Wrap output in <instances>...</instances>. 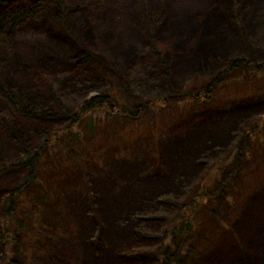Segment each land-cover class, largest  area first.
I'll return each mask as SVG.
<instances>
[{"label": "rangeland", "instance_id": "374dc122", "mask_svg": "<svg viewBox=\"0 0 264 264\" xmlns=\"http://www.w3.org/2000/svg\"><path fill=\"white\" fill-rule=\"evenodd\" d=\"M21 1L20 4L38 0ZM50 2L37 22L28 23L36 24L33 32L11 40L15 42L16 50L14 46L11 48L17 55L9 56V43L0 46V57L16 58L12 70H16L17 65L23 69L31 63L29 67L35 68L41 59L59 58L58 69L65 76L46 75L55 79V92L62 105L73 111L77 109L79 121L64 115L52 122L23 120L20 125L26 132H9L8 139L0 140L7 141L0 152L4 168L10 165L8 160L15 162L21 156L25 148L20 147L38 146L39 141H48L43 149L48 160L42 157L40 177L43 186L49 184L43 195L46 202L42 212L37 210L41 205L33 203L42 197L35 188L28 187L18 201L22 205L20 211L30 217L25 224L29 237L26 233L20 234L18 237H22L24 246L19 247L2 242L0 233V242L4 245L3 248L0 245V263L5 255L11 253V257L16 258L19 252L28 255L24 264H40L39 260L42 264H157L156 256L161 251L188 264H254L253 259L264 252V101L259 103L264 100L261 96L264 95V0H231V5L230 0L169 1L174 11L171 18L179 20L177 15L186 13L188 21L190 17L193 19L192 23L172 28L174 24L168 21L169 28L156 33L154 44L160 43L166 49L172 45V54L193 40L187 30L191 25L196 31L203 25L214 24V27L222 26L219 33L224 39L223 47L232 48L217 53L210 60L214 64L203 71H189L190 66L186 64L177 67L171 80L162 76L158 60L149 54L152 50L141 27L143 20L126 22L128 27L120 33L121 30L107 27L92 17L95 7L82 10L84 6L80 10H68L71 23L65 28L82 46L101 55L107 62L109 74L94 68L87 73L81 71L79 79L76 78L69 62L79 52L69 50L70 45H60L66 42V37L62 25L46 14L57 10ZM153 2L140 0L141 5L151 11L158 5ZM132 4L125 8L134 10ZM207 9L225 14L219 20L208 15ZM230 19L235 25L227 23ZM25 53L30 57L35 54L34 60L27 63ZM232 56L244 60L246 68L228 69ZM41 67H46L45 63L40 64ZM90 67L91 64L86 65L87 69ZM36 76L40 84L33 83V89L40 85L44 88L40 73ZM66 79H70L74 87L60 84ZM29 80L34 82L36 77ZM23 85L26 87L24 81ZM205 86H213V92L207 93ZM193 87L201 90L191 97L189 89ZM38 91L43 92L25 95L29 100L38 99L42 106L47 102L51 113L59 114V106L52 109L49 92ZM101 95H107V104L112 103L113 109L105 104H94L93 109L84 105L86 100L92 101ZM133 101L147 108L146 111L135 110L133 114L138 113V116L129 119L125 117L126 109L130 108L127 102ZM256 111L259 112L254 113ZM42 126L47 134L39 137L37 128ZM9 141L27 142L15 148ZM59 141H65L67 147L60 146ZM233 155L235 161L219 171V167L233 161ZM1 169L0 191L4 193L0 196V221L10 193L29 175L28 169ZM151 186L168 193L164 195H169L170 200H158L159 208L151 206L139 217L140 207L148 202L154 205L157 201V194L149 191ZM127 192L130 196L125 194ZM176 192L181 195L172 196ZM93 194L94 217L88 213V201ZM127 205L138 207L135 211L126 210ZM162 205L170 209L161 208ZM24 206L26 211L32 212L27 214ZM187 207L192 208L187 210ZM17 213L14 226L21 222V214ZM138 217L151 223L162 222L159 228H142L148 233L156 232L147 243L116 248L134 251L140 258H117L116 250L111 258L103 255L109 244L103 242L101 236L108 222L114 219L124 223ZM176 217L171 224L170 220ZM179 223L189 227L186 244L177 250L180 232L174 228L180 230ZM108 227L111 231V226ZM40 228L47 231L42 234ZM166 228L173 241L164 249L160 246ZM144 237L145 233L141 238ZM211 253L217 256L204 263ZM146 258L150 259L149 263H145Z\"/></svg>", "mask_w": 264, "mask_h": 264}, {"label": "trees", "instance_id": "16d2710c", "mask_svg": "<svg viewBox=\"0 0 264 264\" xmlns=\"http://www.w3.org/2000/svg\"><path fill=\"white\" fill-rule=\"evenodd\" d=\"M66 1L67 0H51L50 2V4L52 3V5H54L57 8L56 10L57 17L64 27L65 26L69 27L71 23L70 17L68 15V10L70 8H77L80 10L83 6L84 7L82 8V10L85 8L89 9L90 7L91 8L95 7L94 10L92 11L93 13L92 17L97 22L107 25V27L108 25H110L109 27L113 28L114 30H121L120 33L123 30H125V27H128L126 22L130 21L131 23H133L134 20H139V21L143 20L144 23L141 27L142 30L146 32L144 36L151 45L150 47L152 50V52H149V54H151L152 56L154 55L153 57L156 58L155 60L156 61L158 60L157 62L159 66L162 68L161 74L162 76H165L168 80L172 79L173 73L175 72V69L177 67L181 68L183 65L186 64L187 66H190L189 71H195V70L203 71L207 69L209 66L214 64L213 61L210 60L213 57H215L217 53H220L223 50L226 51L228 49H232V48L223 47L224 39H221V35L219 33L220 30L222 29V26L214 27V24H211L210 26L203 25V27L198 29L199 31L198 30L195 31V27L191 25L189 28H187V30L189 31L188 33H190V37L193 38V40L183 45L179 50L173 51L172 54L170 53V51L172 50V45L168 49H166L165 47L163 48L160 43H158V45L154 44L157 35L156 33H158L159 31L163 32L166 28H169L167 27L168 21L177 22L180 20V21H187L188 23H192L191 21L193 19L190 17L188 21V16H186V13H180V15H177V18L175 17L176 19L179 20H175L171 18L172 12L174 11H172V6H169L168 3L169 1L173 3V0L154 1L158 5L155 6V9L153 11L149 10L148 6L141 5L140 0H69V3H67ZM20 2L22 1L0 0V46L1 45L6 46L9 45L10 43L9 45L10 47L8 49L10 52L9 54L10 57L13 54L17 55V52L13 51V49L11 48V46H14L16 50L15 42L11 40L14 37H16L19 32H20L19 34L20 36L24 32V29L28 28L31 24H33L31 23L30 25H28V23L37 22L36 20L40 17V15L44 13L46 10H48L47 8L49 5V3L41 0H38L34 3H32L31 1V3H26V4H20ZM25 2H29V1H25ZM133 2L136 3L132 4ZM149 2H153V1L149 0ZM104 3L107 5L105 6ZM129 3L133 5L134 10L125 8V5H128ZM153 3L151 4V6H153ZM213 3L215 5H218L219 1H214ZM22 5H24L25 7H22ZM230 5H231V0H230ZM230 5H228L229 8H231ZM211 6L214 5L211 4ZM206 12L208 15H214L219 20L223 18L225 14L223 11L214 12L212 9H207ZM232 12H234L233 8H232ZM125 16H127V18H125ZM232 16L231 18L233 19ZM145 17L147 18V20H145ZM192 17H196V16H192ZM227 23L233 25L234 21L230 19V21H228ZM62 32L64 33L66 40L72 39L74 41V43L76 44V48L78 49L79 52L76 58L72 57L73 59H71V62L73 63L69 62L70 66L76 72V78L79 79V73L81 71L84 70V73H87L89 71H92L94 68L97 69L98 65L104 62L101 55H96L94 54V52L89 51L85 46H82V44L78 40L72 37L71 32H69L66 28L65 29L62 28ZM179 32L181 31L179 30ZM170 40L171 38L169 37L168 41ZM177 40H179V38H177ZM229 46L232 45L230 44ZM34 55L35 54H31L30 57V54L25 53V56H27L29 59L27 63H29L30 60H34L33 57ZM54 58L55 57H53V59ZM145 58L146 57H144V59ZM15 59L7 60L4 57L0 60L4 62V63H0V102L2 103V107L0 108V140H2V138H6L8 133L14 131L15 128L21 129L24 132L25 128H23V126L20 125L23 120H26L29 123H30L29 120L52 122L56 120L58 117L64 115V116H69L66 118H72L73 120L75 119L74 121H79L77 109L73 111L67 105L65 106L62 105L61 98L55 92L56 90L54 84L55 79L52 80L49 76L46 75L49 74V72L45 67L39 68L42 62L38 63L35 68L29 67L32 64L31 63L22 70L20 69L12 70ZM229 61L230 63L228 69L231 68V70H238V69L246 68L245 62L243 63L244 60H242L240 57L232 56V58ZM58 62H59V58H58ZM87 64H91V67L89 69L86 68ZM30 71L33 72V74L30 73ZM29 73L30 76H28ZM36 73H40V76L42 77L45 84L44 88H40L41 87L40 85L39 87L33 89V83H36L37 85L40 84L37 79ZM185 73H187V71H185ZM50 76L54 77L52 75ZM30 77H36V81L34 82L30 81L29 80ZM20 79L24 81L26 87L24 85L22 86V81H20ZM76 82H81V81H76ZM83 83L85 84V82ZM209 87L210 88H207V90L209 89L207 93L212 92L210 89H212L213 86H209ZM22 88L24 89V91L22 90ZM38 89H44L49 92L50 104L53 105L52 109L55 110L56 108L54 106H59L60 107V109H58L59 114L58 113L52 114L50 109L47 107L48 106L47 102H45L42 106L41 104L42 102H40L38 99L35 101L27 99L25 95L26 93L30 94L32 92L33 93L39 92L41 95L43 91H38ZM200 90H196L194 87L190 88L189 96L193 94L197 96V92H199ZM106 98L107 95H101L93 99L92 101H89L88 99L84 102V105L88 104L87 107L90 109L92 107L93 109L94 104L96 106H102L103 104H105L109 108L113 109L112 103L107 104ZM98 101L99 104L97 103ZM127 104H129L130 108L126 109L127 113H125V117L129 119H133V118L135 119L138 116V113L133 114L135 110L146 111L147 108V105H141L140 102L133 101V102H127ZM120 106H123V104ZM121 108L125 112V106ZM70 112H72L71 115ZM113 122L115 123V120H113ZM37 131H39L38 133L39 137L42 136L43 133L47 134L43 126L38 127ZM10 137H13V134ZM43 141H39L38 146L37 144L36 146H31L30 144V146L27 145V147H20V148H25L21 156L15 162H13L14 159L8 160L7 163L10 165H7L6 168H4L5 162L4 161L1 162L0 160V167L2 168L1 170L20 169V168L29 170V175L26 181L24 183H20L19 185H16L14 191L10 193V197L7 198L6 200V209L0 221V233H1L2 242L7 241V243L16 244L15 243L16 240L14 241V239L16 237L17 239H21L22 237L20 236L21 237L20 238L18 236L20 234L26 233L25 224L30 221V217L24 216L23 214L25 213H22L20 211L22 205H19L18 201H21V199H17V197L23 192L24 189L25 191L23 193L26 192L28 187H32L38 190V192L40 193V195H42V197L36 201L33 200L34 201L33 203L36 205L39 204L41 205V207L37 208V210H41V212L44 210V205L46 201H44L43 195L47 192L49 184L46 187L43 186L40 177V172L42 170V165H43L42 157H45L46 161L48 160L46 156V152H44L43 150L44 146L47 144L46 142L48 141L46 140ZM5 142L7 141L0 142V152L3 150L2 145L5 146ZM21 142H27V141H9V143L12 144V146L15 148L17 146H24L21 145ZM58 144L60 146L67 147L65 141H59ZM5 149L6 148L4 147V150ZM69 152L73 153V151L70 150ZM235 152L237 151L235 150ZM57 160L60 159L57 158ZM234 161L235 159L233 155V161H229L225 163L224 165H222V168L219 167V171L220 169L221 171H223L227 165H229ZM30 182L32 183L29 184ZM37 182H40L39 183L40 185L36 187L35 185L37 184ZM46 183H50V181H47ZM93 199H94V194L92 199L90 197L88 201L90 205L88 213L91 214L92 217H94V214L96 212L94 210L95 208L93 207L94 206ZM187 208L186 209L189 210L192 207H187ZM24 209L25 211L28 210L26 209L25 206ZM17 211L21 214L20 215L21 222L19 220L20 222L19 225L14 226V223H16V220L18 219L17 216H19ZM26 212L27 214H29V212L32 211H26ZM176 220L177 217L175 219H171L170 220L171 224H173ZM2 224H4L5 226H2ZM179 226H181L180 230H176L177 227L175 228L173 227L174 230L179 232L183 230L188 231L187 228L189 227V225H185L184 223L183 224L179 223ZM8 227L10 229H8ZM141 232L145 233L146 237L144 238L150 239V237L152 236V235H147L148 233L146 231L140 230V232L138 231L135 233L134 236L135 240H138L136 238H141L142 236H144V233ZM165 237L168 238L166 231L164 232V241H165ZM9 239L10 241L8 242ZM2 242H0L1 248L4 247ZM20 245L24 246L23 243H19L18 246L20 247ZM117 248H121V247H117ZM160 248H163V246H161ZM165 248L166 247L164 246V249ZM105 250H109V249L107 248ZM114 254L116 255L117 258L118 257H124V258L127 257L131 259L140 258V255L134 253V251H125L123 249L116 250ZM161 254L163 255V259H166L167 253L165 254V252H163ZM26 256L28 255L25 253H23L22 255L21 253L18 252L16 258H13L11 257V253H9L7 256L5 255L1 259L0 264H24L26 262V260L24 259ZM64 264H68V263H64ZM259 264H264V256H262Z\"/></svg>", "mask_w": 264, "mask_h": 264}, {"label": "bare ground", "instance_id": "6f19581e", "mask_svg": "<svg viewBox=\"0 0 264 264\" xmlns=\"http://www.w3.org/2000/svg\"><path fill=\"white\" fill-rule=\"evenodd\" d=\"M49 0H45L44 2H47L48 3ZM26 3H29V2H25V3H22V4H26ZM22 7H25L24 5H22ZM47 15H50L51 18H53L56 22L60 23L63 27V29L65 28L63 26V24L59 21L58 17H57V11H54V14L53 12L50 13V11L48 13H46ZM172 24H174L172 26V28L176 27V26H189L188 22L187 21H177V22H171ZM59 44V43H58ZM67 46V45H70V48L69 50H72V51H75L74 53L78 52V49L76 48V44L74 43V41L72 39L70 40H66V42H62L60 43V45H63L64 46ZM67 44V45H66ZM68 47H63V49H66ZM81 53V52H80ZM35 58V57H34ZM76 58V57H74ZM2 58L0 57V60ZM46 60V58L44 59H41L37 62L40 63L42 62V64L45 63V68L47 69V71L49 72L50 75L54 76V77H63L65 76L59 69H58V58H54L52 59L51 61H44ZM48 61V62H47ZM47 62V63H46ZM0 63H4L2 61H0ZM17 67V66H16ZM17 69H20L19 67H17ZM16 69V70H17ZM97 69L100 71V72H103V73H107L109 74V68H108V65H107V62L104 61L102 63H100L97 67ZM22 70V69H20ZM60 84H63L64 87L66 88H69L71 86V80L70 79H66V80H63V81H60ZM72 87L73 84H72ZM261 96H264V95H261ZM264 100H259V103H262ZM253 107V106H252ZM252 107H248L249 109H251ZM260 111V110H259ZM259 111H256L254 113H257ZM253 113V114H254ZM13 132V131H12ZM11 132V133H12ZM14 133H24L23 130L21 129H18V128H15L14 129ZM149 191L151 194H157V201L154 205H151L149 202L147 205L143 206V207H140V210L138 212V215L139 217L142 216L141 214L145 211V210H148L150 209L151 206H155L157 207L159 204L161 203H158V200H162L167 202L168 200H170V197H168L169 195H164V194H168L166 192H163V190H159V191H156L152 188V186L149 188ZM3 191H0V196L3 195ZM23 194L24 193H21L17 199H21L23 197ZM126 195H129V193H125ZM181 195L180 192H176L175 194H172V196H175V197H179ZM130 196V195H129ZM146 198V197H144ZM148 199V198H147ZM138 206H131V205H127V209L131 208L133 211H135V209H137ZM159 208V207H157ZM161 208H168L170 209L169 207H165V206H161ZM134 218L132 221L127 220L125 221L124 223H121V222H118L116 220H112L110 222H108V225H107V228L106 230L104 231V234L103 236H101L102 238V241L109 244V247L108 249L109 250H105L102 252L103 255L105 256H109V257H112L113 253H114V250L117 248V247H123V246H126V245H131V244H134V243H140V244H143V243H147L149 241L148 238H143V239H139V240H135L134 236H135V233L136 232H140V230H142L143 227H149V226H152V227H156V228H159L161 227V221L160 222H147L145 220H142L140 218ZM111 226V231H110V227L108 226ZM39 231L43 234L45 231H47V229H43V228H40ZM167 232V235H168V238L165 237V241H164V233L162 234V241L163 243L161 244V246H167L169 245L168 243H171L173 241V237L171 239V234L170 232H168V228H166L165 230ZM164 231V232H165ZM141 233H144V232H141ZM148 233V232H147ZM156 233V232H152V233H148L147 235H152ZM25 235H29V233L26 232ZM187 235H188V231L186 230H183L181 231L180 233H178V236H177V240L178 242L176 243L177 245V250H180L181 247H184V245L186 244V240H187ZM29 237V236H28ZM21 238V237H20ZM50 238V237H49ZM19 243H22V238L21 239H18L16 241V244L19 245ZM165 244V245H164ZM160 246V247H161ZM82 247V246H80ZM162 252L159 251L158 253V256H156V262L157 264H188V263H182L181 261H178V258L177 257H171V256H175V255H169V253H167V257L166 259H163V255L161 254ZM214 253H211L210 255L207 256L206 259H204V263L206 262H210L211 260H213V257L214 256H217V254H215L214 256H212ZM226 255H229V254H226ZM263 255H264V252H263ZM262 254H260L259 258H257L256 260H254V264H257L261 261V258L263 256ZM54 257H56V255L54 254ZM40 261V264H42L41 260ZM96 261V260H95ZM149 263L150 262V259L146 258V261L145 263Z\"/></svg>", "mask_w": 264, "mask_h": 264}, {"label": "flooded vegetation", "instance_id": "af4514ba", "mask_svg": "<svg viewBox=\"0 0 264 264\" xmlns=\"http://www.w3.org/2000/svg\"><path fill=\"white\" fill-rule=\"evenodd\" d=\"M206 88H210L209 86H206ZM209 90V89H208ZM211 91L213 90V89H210ZM213 92V91H212ZM141 239H143V238H141ZM139 240V239H138ZM134 245H140V243H136V244H134Z\"/></svg>", "mask_w": 264, "mask_h": 264}]
</instances>
